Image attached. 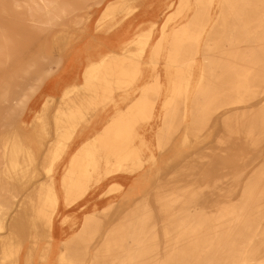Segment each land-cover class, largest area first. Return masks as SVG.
Segmentation results:
<instances>
[{
	"label": "bare ground",
	"instance_id": "obj_1",
	"mask_svg": "<svg viewBox=\"0 0 264 264\" xmlns=\"http://www.w3.org/2000/svg\"><path fill=\"white\" fill-rule=\"evenodd\" d=\"M0 73V264H264V0H0Z\"/></svg>",
	"mask_w": 264,
	"mask_h": 264
},
{
	"label": "crops",
	"instance_id": "obj_2",
	"mask_svg": "<svg viewBox=\"0 0 264 264\" xmlns=\"http://www.w3.org/2000/svg\"><path fill=\"white\" fill-rule=\"evenodd\" d=\"M149 15H139L136 19L135 22V26L139 24H143L145 23L148 19H149ZM129 36H106L103 37L99 44L98 41H91L89 43L90 47L92 48H99L101 49H105L104 53L106 52H110V51H116L118 49V46L120 45V43L124 40H126ZM92 38V37H91ZM105 38V40H103ZM86 41L91 40L88 39V37L85 38ZM84 41V42H86ZM84 46L82 45V48ZM92 48V49H93ZM98 53V51H97ZM95 57V56H94ZM93 57V58H94ZM86 58L87 56L85 55H81L80 58L75 59V60H65L61 66V69L59 70V72H57L55 75H53V77L51 78V80L49 82H47V84L45 85L44 89H43V94L44 97L50 96V97H54L55 99H59L60 96L62 95L63 90L67 87L70 86L72 84H76V85H81L83 83L82 80V74H83V70L85 68L86 65ZM42 99L39 100L38 102V106L41 103ZM123 109L125 106H121ZM38 108V107H37ZM111 111H107L106 115H104L101 119H97L95 121L92 122L91 126L89 128H87L81 135L79 138H81V140L84 138H88L91 137L93 135V133L95 131H100L101 126L103 125V121H107L109 119V117L111 116ZM30 119V118H29ZM151 134L150 132H148L146 134V137H150ZM81 140H78L77 142H81ZM79 144L76 143L70 150H69V155L74 153L76 151V149L78 148ZM66 157L62 163L59 165V170L61 171L64 164L67 161ZM129 179H127L128 182ZM105 197V196H104ZM100 197V192H90L79 204L78 206L72 208L71 210L68 211V213L74 215V210L75 209H84V210H91L93 204H96V207L98 206V204L100 205L101 202H105L108 198L107 197ZM98 208V207H97ZM88 211V212H89ZM87 213V212H86ZM84 214V213H83ZM76 216V215H74Z\"/></svg>",
	"mask_w": 264,
	"mask_h": 264
},
{
	"label": "rangeland",
	"instance_id": "obj_3",
	"mask_svg": "<svg viewBox=\"0 0 264 264\" xmlns=\"http://www.w3.org/2000/svg\"><path fill=\"white\" fill-rule=\"evenodd\" d=\"M42 38L41 37H39V38H37V39H28L27 40V42H26V45H25V47H24V49H23V51L21 52V55H20V57H19V59L21 60V61H23V60H26L27 58H29L35 51H36V49H37V45H38V43H39V41L41 40ZM15 66L14 65H12V66H10V67H8L7 69L8 70H10V69H12V68H14ZM0 75H1V73H0ZM220 128V127H219ZM214 135H215V133L214 132H212L211 134H209L208 136H206V137H208V139L206 140V144H205V146H210V145H213V138H214ZM210 141H212V142H210ZM210 143V144H209ZM201 148H202V146H201ZM214 153H215V151H214ZM31 186H28L25 190H24V192L23 193H25L26 191H28L29 190V188H30ZM106 197V196H105ZM104 197V198H105ZM108 201H109V199H107L105 202H101V204L99 205L98 204V208H102L104 205H106L107 203H108ZM204 203L206 204V205H208V203H209V201H208V199H204ZM203 203V202H202ZM97 207H96V209H97ZM89 210H84V209H80V210H78V209H75L74 210V215H76L77 217H81L82 215H83V213H86V212H88ZM157 221H159V218H157ZM58 224H59V222H58ZM70 232H69V230H65V229H62V230H58V240L59 241H61L63 238H65L68 234H69Z\"/></svg>",
	"mask_w": 264,
	"mask_h": 264
}]
</instances>
